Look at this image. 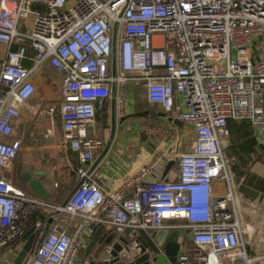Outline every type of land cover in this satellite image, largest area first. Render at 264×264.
<instances>
[{"label":"built area","instance_id":"1","mask_svg":"<svg viewBox=\"0 0 264 264\" xmlns=\"http://www.w3.org/2000/svg\"><path fill=\"white\" fill-rule=\"evenodd\" d=\"M66 4L0 0V169L5 171L0 172V256L39 236L46 220L58 216L49 213L58 211L70 220L77 217V230L70 235L53 218L26 264H73L79 235H91L92 223L120 233L164 229L165 220L175 219L183 220L190 233L177 264H254L250 241L255 230L243 218L236 193L227 122L247 120L254 128L264 127V45L258 41L264 38V0ZM45 62L61 76L59 145L76 152L78 160L77 186L65 204L55 206L8 177L24 143L15 135V121L34 95L31 80ZM130 84L145 88L149 104L166 112L174 108V117L192 128L194 139L176 155L175 180L162 179L172 155L157 151L106 191L93 166L94 152L104 141L88 129L110 100L114 118L122 117V90ZM143 132L162 140L174 136L171 127L150 125ZM14 257L8 251L11 262Z\"/></svg>","mask_w":264,"mask_h":264},{"label":"crops","instance_id":"2","mask_svg":"<svg viewBox=\"0 0 264 264\" xmlns=\"http://www.w3.org/2000/svg\"><path fill=\"white\" fill-rule=\"evenodd\" d=\"M74 1L75 0H67L66 5L70 4L69 6H71L74 4ZM156 39L158 40L159 37H156ZM23 65L28 68L31 66L28 61H25ZM41 67L37 71L43 68ZM49 67L52 68L50 65ZM54 72L57 73L55 70ZM159 72L162 71L159 70ZM34 85L36 88L34 95L21 107L20 116L15 121V135L22 137L24 140L22 148L18 154H20L22 150H33V153L38 152L35 150V147L41 145L43 141L55 140L57 141V149L64 152L62 156L67 162V165L65 166L66 169L58 172L55 170V167L43 166L44 163H41L42 166H40L38 159L32 155L33 163L35 165L33 168H35V170H26L21 165L22 169H20V173L25 171L31 173L41 172V183L49 194L48 199L45 201L52 206L61 205L70 193H72L78 183L76 176V168L78 166L77 154L68 146L61 147L59 145L61 137V124L58 112L59 92L57 95L58 102H54L49 106L48 102L45 103V96L43 95L41 86L39 84ZM143 88L144 87L142 86L139 89H134L131 86H126L122 90L126 100L122 117L120 118L116 115V118H114L113 101L110 100L106 102L102 112L97 113L94 124L88 129L89 134L104 141L103 147L94 152L93 166L98 167L97 172L100 175V183L106 191L115 188L128 176H132L137 166L157 151H163L172 155L173 158L165 160L162 174L163 172H166V178L168 180H175L177 177V169L174 167V163L177 162L176 155L185 152L194 139L192 128L174 117V108L171 112H165V110L163 112L149 111L146 108H142L140 112L136 111L135 107L131 105V100L134 99L133 96L135 92L139 95L138 99L140 106L142 103L149 105L146 99V93H141ZM174 103L175 107L179 110L181 108L180 99L175 98ZM42 108H49V110L45 111ZM50 109L55 110L58 115V135L53 133L54 128H52V126H46L45 122L39 121L37 118L40 113L51 115L53 111L50 112ZM23 112L26 113V117L23 116ZM168 113L173 114V116H169ZM126 116L129 117L127 118ZM124 117H126V119H124ZM136 117L140 118L137 119ZM23 122H25V124ZM150 125L171 127L174 136L168 140L146 136L143 132V128ZM26 129L28 130L26 131ZM253 129L256 136V154L247 156L248 161L246 163L235 162L234 164H231V170L235 175L236 193L240 201L245 204V207H249L245 208L242 206V212H245L246 214L250 212L253 215L250 216V218L257 221L256 226L252 225L250 218L245 220L253 226L255 234L260 236V240L263 242L256 243L254 242V239L252 240L251 255L255 256L253 252H256L255 258L259 259V262H264V127H253ZM19 130L22 132L21 135L18 133ZM25 142L31 144V147L24 146L26 144ZM127 144L134 147L130 149L135 150V152L128 151L125 148ZM70 160L74 163V167L72 168ZM167 164L171 165L170 170H167ZM12 171L17 173V169L14 168L13 164L11 172ZM54 172L57 173L55 174ZM17 187L21 188L20 186ZM218 192L223 193V187L221 185L218 186ZM28 194L32 195L30 193ZM252 210L255 211V213L252 212ZM40 217L43 218V215H40ZM53 218L58 221L57 216ZM79 224L80 222L75 230L72 232L68 231V233L72 235L77 230ZM101 224V222L92 223L90 225L91 231ZM163 224L164 230H168L169 233L159 252L160 261L157 259V254H153L150 251L141 253L138 247L132 245L130 252H123L120 255V262L114 264H177V255L180 252L182 244L187 243L190 240L189 230L186 227L185 222L180 219L165 220ZM60 226L63 227L62 225ZM176 228H178L179 231H175L174 229ZM107 229L108 228H106V230ZM121 233L122 232L118 233V235ZM91 236L92 234L90 237ZM87 243L89 242L86 241L80 247L81 249H79L78 255L75 257L73 264H106L104 261L110 257H108V255H98V244L91 246V248H87ZM5 258L6 257L2 253L0 259Z\"/></svg>","mask_w":264,"mask_h":264},{"label":"rangeland","instance_id":"3","mask_svg":"<svg viewBox=\"0 0 264 264\" xmlns=\"http://www.w3.org/2000/svg\"><path fill=\"white\" fill-rule=\"evenodd\" d=\"M69 5H66V8H69L70 7ZM32 22H33V16L30 15L26 19V24L28 26H30L32 24ZM254 41H256V40L254 39ZM258 41H260V43L263 42V45H264V38H259ZM3 50H4V47L0 45V51L2 52ZM255 53L256 52L253 51V56H255ZM28 55L32 56L33 53L28 52ZM42 67H41L42 69H40L39 71H37L35 73L34 77L32 78V82H33V84H39L41 86L42 91H43V95L45 96V103L48 102V105L51 106L54 102H58L57 95H58V92L60 90L61 76L58 73H55L54 70L52 68H50L47 63H44L42 65ZM129 86L133 87L134 89L135 88L139 89L140 87H142V86H135L133 84H130ZM141 93H143V94L146 93L145 88H143L141 90ZM138 97H139V95L135 92V94L133 96L134 99L131 100L132 101L131 105L133 107H135L136 111L140 112V110L142 108H146L149 111H162V112L164 111V109L159 104H154V105L149 104L148 105V104L142 103V105L140 106V102H139ZM32 105H34V104H32ZM42 109H44L45 111L49 110V108H42ZM140 115H142V114H140ZM168 115L173 116V114H171V113H168ZM23 116L26 117V113L23 112ZM37 118L39 119V121L45 122L46 126H48V125H49V127L52 126V128H54L53 133L55 135L59 134V132H58L59 120H58V115H57L55 110H53L51 115H45V114L40 113L37 116ZM23 123L25 124V122H23ZM42 129H44V128H42ZM27 130L28 129H26V131ZM18 133L21 135L22 134L21 130H19ZM263 133H264V130H263ZM24 146L31 147V144H28V142H27ZM35 148H36L35 150H37L38 152L33 153V150H24V151L22 150V152L20 154H18V156L14 160V163H13L14 168H16L17 170H20V169H22L21 168V165H22L24 169H26V170L31 169L34 171L35 168H33V167L35 165L33 163V158H32V155H34V157L38 159L40 166H42L41 163H44L43 166L55 167V170L58 172L62 171L63 169H66L65 166L67 165V162L63 159V156H62V154H64V152L59 151L57 149V141H55V140L43 141L41 143V145H38ZM37 148H39V149H37ZM125 148L128 151L135 152V150L130 149V148H134V147H132L129 144H127L125 146ZM70 165H71V168L74 167V163L71 160H70ZM166 168H167V170H170L171 165L167 164ZM2 171L5 172L4 170L0 169V172H2ZM54 173L56 174L57 172H54ZM242 206L245 207V204L242 203ZM245 208H249V207L246 206ZM242 214H243V218L246 220H248L250 218V216H253L250 212L247 214L245 212H243ZM57 217H58L59 224L62 225L63 228H65L67 231H70V232L75 230L78 223L80 222V220L77 217H75L74 220H70V218L66 214H58ZM78 220H79V222H78ZM251 223L253 226H256L257 221L254 219H251ZM174 230L179 231L178 228H176ZM252 237L254 239V242H256V243L262 242L260 240V236L254 234V236H252ZM79 238L81 241V243H80L81 246L86 241L91 243V240H90L91 237L88 234H85V233L80 234ZM252 240L250 241V249H251ZM24 243L25 242H21V244H19L16 247L9 249L8 251L16 256ZM8 251L3 253V255L8 259V264H13V262H11L8 258ZM253 254L256 256V252H253ZM258 260L259 259H256L254 261V264H264V262H259Z\"/></svg>","mask_w":264,"mask_h":264},{"label":"water","instance_id":"4","mask_svg":"<svg viewBox=\"0 0 264 264\" xmlns=\"http://www.w3.org/2000/svg\"><path fill=\"white\" fill-rule=\"evenodd\" d=\"M126 117H124V119H126ZM41 176V172H22L20 174V179L26 183V188L32 195L39 197L42 200H47L49 194L41 183ZM162 179L164 181H168L166 178V172H163ZM66 201L67 199L63 202V204H65ZM54 215H58V211H52L49 213V217ZM53 223L54 220L52 217L46 220L41 234L39 236L38 234L32 235L23 244L18 254L14 257L12 261L13 264H26L37 243L42 240ZM106 228L108 229L106 230ZM168 233L169 231L164 229L156 231H132L130 228H126L120 235H118L112 227H109L107 224H101L92 231V236L90 238L92 244L89 242L86 245L87 248H91V246L98 244V253L101 255H108V257H110L104 261L106 264L120 262V255L123 252L129 253L132 245L138 247L141 253L150 251L153 254H157V259L160 261L159 252L167 239Z\"/></svg>","mask_w":264,"mask_h":264},{"label":"trees","instance_id":"5","mask_svg":"<svg viewBox=\"0 0 264 264\" xmlns=\"http://www.w3.org/2000/svg\"><path fill=\"white\" fill-rule=\"evenodd\" d=\"M136 118L139 119L140 117ZM227 125L229 128V156L235 158V161L232 162V164H234L235 162L246 163L248 161L247 156H250L251 154H256V136L253 126L247 120H229L227 122ZM174 167H176L177 169V162L174 163ZM20 174V170H17L18 177H20ZM12 184L16 185L15 183ZM20 187L31 194V192L27 188H24L22 186ZM43 218L41 217L42 220ZM98 255L101 254L98 253Z\"/></svg>","mask_w":264,"mask_h":264},{"label":"flooded vegetation","instance_id":"6","mask_svg":"<svg viewBox=\"0 0 264 264\" xmlns=\"http://www.w3.org/2000/svg\"><path fill=\"white\" fill-rule=\"evenodd\" d=\"M25 172H27V171H25ZM29 173H31V172H29ZM8 177H9V181H10L11 183H15L16 185H18V186H22V187L25 188L26 183L23 182V181L20 179V177H18V175H17L16 172H14V171L10 172L9 175H8Z\"/></svg>","mask_w":264,"mask_h":264}]
</instances>
